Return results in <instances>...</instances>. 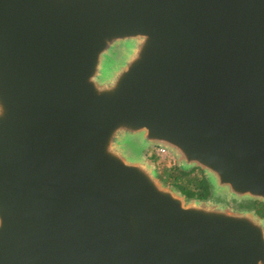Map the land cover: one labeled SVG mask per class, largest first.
Returning <instances> with one entry per match:
<instances>
[{
  "label": "water",
  "instance_id": "1",
  "mask_svg": "<svg viewBox=\"0 0 264 264\" xmlns=\"http://www.w3.org/2000/svg\"><path fill=\"white\" fill-rule=\"evenodd\" d=\"M134 137L264 207V0H0V264H264Z\"/></svg>",
  "mask_w": 264,
  "mask_h": 264
},
{
  "label": "rangeland",
  "instance_id": "2",
  "mask_svg": "<svg viewBox=\"0 0 264 264\" xmlns=\"http://www.w3.org/2000/svg\"><path fill=\"white\" fill-rule=\"evenodd\" d=\"M115 61L116 60H111L108 62V64H115ZM130 145L132 147V151H134L131 153V156L137 158V151L141 149L139 151V157L150 165V167L156 172L157 177L161 182L162 179H164L170 173L173 174V177L177 176V178H179L177 182L181 185L192 186L195 180H198L201 177L206 179L204 173L199 168L182 170V168L180 167L179 159L170 150L166 148L159 146L143 148V145L137 137L131 139ZM178 171L183 172V175H181ZM172 179L173 178L171 177L166 183H162L165 186L177 191V189L172 186ZM205 202L214 205H221L233 212L249 211L257 214L255 210L251 207L253 201H239L228 198L220 193L214 192L212 187L210 188V195Z\"/></svg>",
  "mask_w": 264,
  "mask_h": 264
},
{
  "label": "trees",
  "instance_id": "3",
  "mask_svg": "<svg viewBox=\"0 0 264 264\" xmlns=\"http://www.w3.org/2000/svg\"><path fill=\"white\" fill-rule=\"evenodd\" d=\"M181 175L183 172L178 171ZM173 178L172 186H174L181 194H183L188 199H195V200H207L210 195V186L204 178H200L193 182L192 186L188 185H181L177 181L179 178L177 176L173 177V174L170 173L162 182L166 183L170 178ZM251 207L255 210V212L259 216H264V207L262 204L253 201Z\"/></svg>",
  "mask_w": 264,
  "mask_h": 264
}]
</instances>
